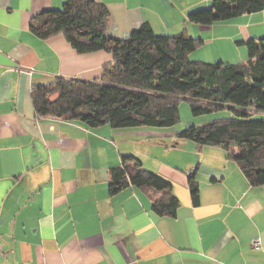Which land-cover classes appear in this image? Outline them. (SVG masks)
<instances>
[{"label":"crops","instance_id":"0c3cea01","mask_svg":"<svg viewBox=\"0 0 264 264\" xmlns=\"http://www.w3.org/2000/svg\"><path fill=\"white\" fill-rule=\"evenodd\" d=\"M86 1L106 7L109 37L126 40L146 23L159 36L200 39L198 52L227 46L228 63L244 62L246 43L264 38V10L197 26L187 15L212 0ZM63 2L0 0V264H264V186H252L224 149L180 140L182 129L37 117L34 87L99 81L113 62L104 51L77 54L62 35L40 40L30 31L35 16ZM125 157L129 169L137 162L171 186L174 217L151 210L148 190L110 193Z\"/></svg>","mask_w":264,"mask_h":264},{"label":"trees","instance_id":"16d2710c","mask_svg":"<svg viewBox=\"0 0 264 264\" xmlns=\"http://www.w3.org/2000/svg\"><path fill=\"white\" fill-rule=\"evenodd\" d=\"M262 10L264 0H212L207 9L188 14L187 21L212 26ZM107 20L103 4L86 0H64L61 10L31 20L30 31L40 40L62 35L79 55L104 51L113 58L99 81L58 79L34 87L37 117L77 121L88 128L168 129L179 122L180 102L189 103L193 116L226 109L231 116L188 127L177 138L224 149L252 186H264V38L246 43L244 62H193L190 55L201 47L200 39L159 36L145 23L118 40L108 36ZM132 160L122 158L123 166L111 172L110 193L126 187L148 190L151 210L174 217L179 203L171 186L137 162L129 169ZM191 182L196 205L198 188Z\"/></svg>","mask_w":264,"mask_h":264},{"label":"rangeland","instance_id":"374dc122","mask_svg":"<svg viewBox=\"0 0 264 264\" xmlns=\"http://www.w3.org/2000/svg\"><path fill=\"white\" fill-rule=\"evenodd\" d=\"M223 23L220 22L218 24H223ZM226 56L229 58V51L227 46H223L220 48L217 46V48H215L214 46L211 45L207 47V49L204 50L202 49L199 52L198 51L194 52L193 54L190 55V59L194 61L195 60L204 61L209 63H217V62L228 63L227 60H225L227 59ZM202 57H204L207 60H202ZM246 57H247V51H246ZM50 98H54V96H51ZM229 116H231V112L226 109L221 111H215L205 115L193 116L191 114L189 103L183 101L180 102L179 104V122L172 128H174L175 130L177 129V131H180L181 129L184 130L191 126H200L214 120L227 118Z\"/></svg>","mask_w":264,"mask_h":264},{"label":"built area","instance_id":"2783aa9c","mask_svg":"<svg viewBox=\"0 0 264 264\" xmlns=\"http://www.w3.org/2000/svg\"><path fill=\"white\" fill-rule=\"evenodd\" d=\"M251 245H252L253 248H258L259 245H260V242H259L258 239H255V240H253V242L251 243Z\"/></svg>","mask_w":264,"mask_h":264}]
</instances>
